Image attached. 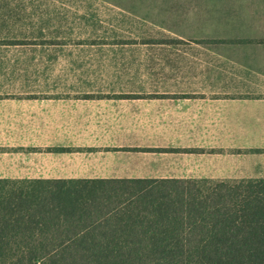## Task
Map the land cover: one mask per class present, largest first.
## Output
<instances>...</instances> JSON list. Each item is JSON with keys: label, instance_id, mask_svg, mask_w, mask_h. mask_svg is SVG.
<instances>
[{"label": "crops", "instance_id": "0c3cea01", "mask_svg": "<svg viewBox=\"0 0 264 264\" xmlns=\"http://www.w3.org/2000/svg\"><path fill=\"white\" fill-rule=\"evenodd\" d=\"M163 2L133 25L214 47L86 65L197 81L0 84V178H264V0Z\"/></svg>", "mask_w": 264, "mask_h": 264}, {"label": "trees", "instance_id": "16d2710c", "mask_svg": "<svg viewBox=\"0 0 264 264\" xmlns=\"http://www.w3.org/2000/svg\"><path fill=\"white\" fill-rule=\"evenodd\" d=\"M0 264H264V178H0Z\"/></svg>", "mask_w": 264, "mask_h": 264}, {"label": "rangeland", "instance_id": "374dc122", "mask_svg": "<svg viewBox=\"0 0 264 264\" xmlns=\"http://www.w3.org/2000/svg\"><path fill=\"white\" fill-rule=\"evenodd\" d=\"M163 1L0 0V84L197 81L181 74H151L148 66L144 74L116 75L96 74L86 65L87 56L98 54L180 55L214 47L208 39H182L161 27L133 25L157 18Z\"/></svg>", "mask_w": 264, "mask_h": 264}]
</instances>
